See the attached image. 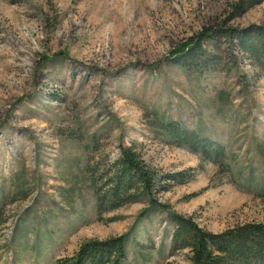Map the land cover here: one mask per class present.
Returning a JSON list of instances; mask_svg holds the SVG:
<instances>
[{
  "label": "rangeland",
  "instance_id": "rangeland-1",
  "mask_svg": "<svg viewBox=\"0 0 264 264\" xmlns=\"http://www.w3.org/2000/svg\"><path fill=\"white\" fill-rule=\"evenodd\" d=\"M239 1L0 0V264H57L120 235L127 264H192L169 213L210 233L264 222V73L226 33L263 25L264 0L238 14ZM212 29L198 52L213 61L170 60ZM160 120L223 146L229 171ZM121 149L158 181L99 213L87 168L103 186Z\"/></svg>",
  "mask_w": 264,
  "mask_h": 264
},
{
  "label": "trees",
  "instance_id": "trees-1",
  "mask_svg": "<svg viewBox=\"0 0 264 264\" xmlns=\"http://www.w3.org/2000/svg\"><path fill=\"white\" fill-rule=\"evenodd\" d=\"M260 3V0H240L233 6V11L245 13ZM226 33L236 40L239 50L264 73V24L238 30L231 28ZM217 35H220L217 29L199 33L191 39L189 45L175 52L173 57L170 56V60L185 69L201 66L200 61L203 59L208 64L213 60L201 57L198 51L204 42L213 43ZM159 125L178 145L200 155L203 160L223 165L225 171H229L228 165H224L225 151L220 144L211 142L176 122L160 120ZM87 171L94 185L99 213L139 202L141 197L151 195L158 181L156 172L144 167L137 155L129 149L120 150V158L110 165L109 174L103 172V186L99 187L94 179L96 168L88 167ZM181 175L168 174L159 181H182ZM168 220L174 227L171 249L174 252L187 250L192 264H264V222L235 225L221 233H210L199 228L192 218L176 213H169ZM126 240V235L101 241L88 240L74 256L60 259L57 264H127Z\"/></svg>",
  "mask_w": 264,
  "mask_h": 264
}]
</instances>
